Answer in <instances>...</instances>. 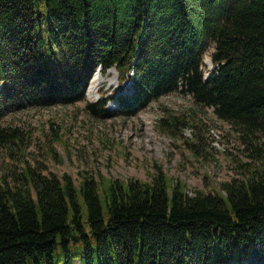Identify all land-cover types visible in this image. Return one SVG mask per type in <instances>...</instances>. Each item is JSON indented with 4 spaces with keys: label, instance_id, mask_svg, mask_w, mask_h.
<instances>
[{
    "label": "trees",
    "instance_id": "trees-1",
    "mask_svg": "<svg viewBox=\"0 0 264 264\" xmlns=\"http://www.w3.org/2000/svg\"><path fill=\"white\" fill-rule=\"evenodd\" d=\"M98 69L133 83L108 97L116 115L189 95L254 165L236 160L240 178L189 195L158 166L149 182L76 186L23 161L0 177V264H264V0H0V120L78 102L107 114L103 98L86 101Z\"/></svg>",
    "mask_w": 264,
    "mask_h": 264
},
{
    "label": "rangeland",
    "instance_id": "rangeland-1",
    "mask_svg": "<svg viewBox=\"0 0 264 264\" xmlns=\"http://www.w3.org/2000/svg\"><path fill=\"white\" fill-rule=\"evenodd\" d=\"M212 52L210 48L203 58L204 78L214 69ZM132 84L127 78L120 82L113 69L94 73L86 101L106 100L107 114L103 116L92 114L85 109V102H78L31 108L2 118L0 177L18 174L27 167L25 161L46 175L67 174L76 186L83 176L99 183L131 179L149 182L158 166L173 182L185 184L191 195V189L218 190L222 182L240 178L238 173L245 170L236 160L254 165L241 152L249 154L239 133L219 120L211 108L196 105L189 95L166 94L133 117L116 115V104L108 102V97L130 95ZM15 143L20 144L18 152ZM187 144L203 151L193 155Z\"/></svg>",
    "mask_w": 264,
    "mask_h": 264
},
{
    "label": "water",
    "instance_id": "water-1",
    "mask_svg": "<svg viewBox=\"0 0 264 264\" xmlns=\"http://www.w3.org/2000/svg\"><path fill=\"white\" fill-rule=\"evenodd\" d=\"M113 71H114V69H113Z\"/></svg>",
    "mask_w": 264,
    "mask_h": 264
}]
</instances>
